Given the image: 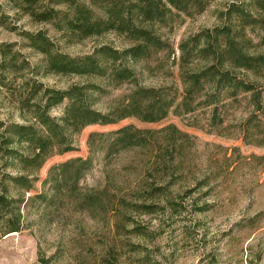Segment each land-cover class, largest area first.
<instances>
[{"label":"rangeland","instance_id":"obj_1","mask_svg":"<svg viewBox=\"0 0 264 264\" xmlns=\"http://www.w3.org/2000/svg\"><path fill=\"white\" fill-rule=\"evenodd\" d=\"M57 1L33 0L28 6L23 0H0V122L4 128L39 127L31 109L20 103L33 85L65 91L74 85L97 84L106 93L94 95L91 107L101 113L123 104L135 88L45 69L40 37L47 39L45 50L70 57L90 55L101 46L117 50L130 46L113 32L85 39L72 36L64 18L67 14L71 18L73 10ZM78 1L96 16L102 14L91 0ZM231 5L251 19L264 17L263 0H206L197 15H175L167 27L155 24L154 32L167 49L131 66L138 87L162 90L168 99L178 101L182 93L179 45L203 31L228 26L247 53L264 54L259 25L243 23L234 11L229 17L226 11ZM51 9L60 12L39 22L40 13ZM66 104L53 107L50 117L60 119ZM212 111L213 106L200 105L181 116L170 111L157 123L128 118L115 125L88 126L69 136L76 151L53 155L39 169L27 172L17 158L0 152V194L17 201L0 208V264H264L261 132L253 128L251 137L243 140V125L252 111L246 95L236 101L221 97L216 112ZM128 125L150 132L141 146L107 154L96 139L93 149L99 151L90 152V133L107 134ZM11 147L23 155L31 153L27 144ZM76 158H91V164L80 172L77 164L66 167L63 176L57 167ZM19 175H26L28 191L9 179ZM151 187L164 189V197H143ZM165 199L173 201V208ZM141 204L158 208L153 214L134 210ZM17 213L21 230L5 233L4 220Z\"/></svg>","mask_w":264,"mask_h":264},{"label":"trees","instance_id":"obj_2","mask_svg":"<svg viewBox=\"0 0 264 264\" xmlns=\"http://www.w3.org/2000/svg\"><path fill=\"white\" fill-rule=\"evenodd\" d=\"M32 1L23 0V4L30 6ZM91 2L101 10L100 16H96L78 0L57 1L58 4L66 5L67 9L73 10L71 18L68 14L64 18L72 36L85 39L113 32L124 37L130 46L122 50L101 46L90 55L70 57L67 54L45 50L47 39L33 36V39L40 37L39 40L42 41L41 52L46 55L47 60L45 69L54 74L109 80L115 86L129 83L135 88L123 104L117 105L108 113H101L91 107L94 95L106 93L105 89L97 84L74 85L65 91L43 89L33 85L30 95L20 103L23 108L31 109L39 127L15 124L4 128L0 122V136L8 134L1 137L0 152L5 156L17 158L24 172L39 169L53 155L76 151L69 141V136L79 133L85 127L115 125L128 118H136L145 123H157L170 111L181 116L195 111L200 105L213 106V113L216 112L221 97L236 101L238 96L246 95L252 111L243 125V140H248L251 137L250 130L256 128L262 135L260 142L264 143V54L247 53L228 26L203 31L180 43L178 68L182 93L178 101L168 99L167 93L162 90L137 85L138 80L131 66L140 60L149 59L152 53L167 49V45L155 34L153 26L158 24L167 27L178 14L186 17L197 15L204 10L206 0H91ZM232 11L243 23L259 25L262 32L261 43L264 45V17L251 19L236 5L228 7L226 12L229 17ZM59 12L54 9L42 12L38 21H49ZM200 63L202 65L198 67ZM34 98L37 99L31 103ZM64 101L67 104L63 116L58 120L50 117L48 112ZM170 128L180 136H185L174 127ZM149 133L147 130L135 129L128 125L107 134L90 133L87 146L91 153L99 151V147L93 149L95 140L99 139L102 142L100 149L109 154L114 150L118 152L141 146ZM14 144H27L31 153L23 155L15 147H11ZM2 145L6 147L3 148ZM74 164L78 165L77 172H80L90 166L91 158L86 160L76 158L57 168H61L64 176V169ZM57 168H51L49 175ZM9 179L24 191L31 188L26 175ZM207 179L203 177V180ZM48 180L50 181V178ZM163 190L151 187L143 197L163 198ZM16 202L5 197L3 193L0 194L1 209ZM165 202L169 209L173 208V201ZM157 208L153 204L134 205V210L144 214H153ZM19 216V213L12 214L4 220L5 233H17L21 230Z\"/></svg>","mask_w":264,"mask_h":264}]
</instances>
